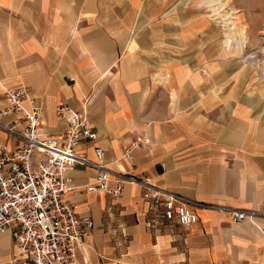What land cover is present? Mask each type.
I'll return each mask as SVG.
<instances>
[{
	"label": "crops",
	"instance_id": "1",
	"mask_svg": "<svg viewBox=\"0 0 264 264\" xmlns=\"http://www.w3.org/2000/svg\"><path fill=\"white\" fill-rule=\"evenodd\" d=\"M175 2L0 0V110L8 89L25 86L41 108V132L58 136L67 125L56 110L65 104L97 134L77 147L87 160L100 147L113 173L148 178L202 206L193 207V225L153 230L147 214L160 208L143 188L126 183L120 198L87 193L95 170L77 166L67 200L93 222L79 264H264V218L234 225L219 211L264 200L254 66L227 56L212 18ZM0 143L22 142L0 130ZM14 254L10 235H0V264Z\"/></svg>",
	"mask_w": 264,
	"mask_h": 264
},
{
	"label": "built area",
	"instance_id": "2",
	"mask_svg": "<svg viewBox=\"0 0 264 264\" xmlns=\"http://www.w3.org/2000/svg\"><path fill=\"white\" fill-rule=\"evenodd\" d=\"M201 72V71H200ZM8 105L0 110V130L21 140V145L9 149L0 143V235L11 237L15 254L11 264H79L77 247L93 228L89 216L79 217L67 200L77 187L72 173L77 166L95 170L93 181L85 192L100 191L120 198L128 183L145 190V197L159 210L148 212L150 229L188 227L197 221L193 207L200 204L183 196L167 193L153 186L148 178L113 173L105 162V152L94 147L96 161L91 162L77 152L85 141H94L88 119L65 104L57 106L56 114L67 127L58 136L41 131V108L31 99L25 86L4 93ZM132 162L129 151L123 156ZM115 187H110L111 176ZM234 225L246 220L264 218V200L249 210L219 208Z\"/></svg>",
	"mask_w": 264,
	"mask_h": 264
},
{
	"label": "rangeland",
	"instance_id": "3",
	"mask_svg": "<svg viewBox=\"0 0 264 264\" xmlns=\"http://www.w3.org/2000/svg\"><path fill=\"white\" fill-rule=\"evenodd\" d=\"M175 1L182 13L185 9H190V13L206 14L213 19L216 28H218L222 36L221 39H223L224 49L229 51L227 56L232 58L235 57L236 60H241L243 56L254 55L260 62H264V36L259 34L260 31L264 29V0ZM242 32H246L249 42L246 47L241 50L236 39L239 38ZM232 35H234L233 39L228 38L230 36L232 37ZM227 38L229 41H232L230 45L225 43ZM241 66L243 67V65ZM258 69L259 65L257 64L254 66L253 70L254 78H256L255 94L264 101V77L261 80L257 79L259 74ZM263 101L258 104L261 105L264 110Z\"/></svg>",
	"mask_w": 264,
	"mask_h": 264
},
{
	"label": "bare ground",
	"instance_id": "4",
	"mask_svg": "<svg viewBox=\"0 0 264 264\" xmlns=\"http://www.w3.org/2000/svg\"><path fill=\"white\" fill-rule=\"evenodd\" d=\"M230 24H232V23H230ZM230 30H232V29H230ZM259 34H261L262 36H264V29H262V31H260ZM234 35H232V37L230 36L228 38L233 39L234 38ZM228 38H227V40H226L225 43L227 45H230L232 43V41H229ZM236 41H238L237 44L240 46L241 50L243 48H245L246 45L249 42V38L247 37L246 32H242V34L239 36L238 39H236ZM240 62H241V65H243V66H246V65L256 66L258 64L259 65V69H258L259 70V74H258L257 79L258 80H261L264 77V62H260L258 59H256V57L254 55L243 56L241 58Z\"/></svg>",
	"mask_w": 264,
	"mask_h": 264
}]
</instances>
